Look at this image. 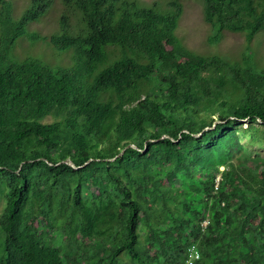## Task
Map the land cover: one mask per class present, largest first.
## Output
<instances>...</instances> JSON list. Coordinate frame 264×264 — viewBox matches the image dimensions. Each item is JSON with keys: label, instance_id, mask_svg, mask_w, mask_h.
I'll return each instance as SVG.
<instances>
[{"label": "trees", "instance_id": "trees-1", "mask_svg": "<svg viewBox=\"0 0 264 264\" xmlns=\"http://www.w3.org/2000/svg\"><path fill=\"white\" fill-rule=\"evenodd\" d=\"M60 1L52 68L15 47L52 0H0V264H264V0H201L239 58L179 0Z\"/></svg>", "mask_w": 264, "mask_h": 264}, {"label": "rangeland", "instance_id": "rangeland-1", "mask_svg": "<svg viewBox=\"0 0 264 264\" xmlns=\"http://www.w3.org/2000/svg\"><path fill=\"white\" fill-rule=\"evenodd\" d=\"M27 0H13L14 4L18 3L21 5L22 2L26 3ZM144 5L158 4V6L165 8L168 0H140ZM182 5V13L178 26L175 30V34L180 37L187 48L196 51L198 53L203 52H218L227 57H241L240 49L244 48V37L241 33L224 32L222 37L217 44H210L207 38L212 35V30L208 24L203 20L202 16V1L201 0H179ZM22 13L21 8L15 10V14ZM69 12V19L73 25L79 21L80 14L77 10L68 9L65 7L60 0H52L51 6L47 11L39 17L38 21H34L29 24L30 29L27 30L26 34L20 37L16 46H20L23 41L26 42L23 49L31 51V55L38 58L41 62L48 66L55 68L61 66L60 60L65 56L61 52L55 51V49L49 44L47 40H31L28 35L34 36L48 35L56 33L60 30L59 18L61 13ZM20 13V14H21ZM19 14V15H20ZM56 28H58L56 30ZM3 43V42H2ZM22 47V46H20ZM19 51V47H17ZM243 125H247L246 120H243ZM240 142L242 148L239 152L241 157H264V149L256 147L245 142V138H241ZM3 207V197L0 193V211Z\"/></svg>", "mask_w": 264, "mask_h": 264}, {"label": "built area", "instance_id": "built-area-1", "mask_svg": "<svg viewBox=\"0 0 264 264\" xmlns=\"http://www.w3.org/2000/svg\"><path fill=\"white\" fill-rule=\"evenodd\" d=\"M198 252L196 251V250H194L193 248H191V253L189 254V263L188 264H192L191 263V260L192 259H196V258H198Z\"/></svg>", "mask_w": 264, "mask_h": 264}, {"label": "water", "instance_id": "water-1", "mask_svg": "<svg viewBox=\"0 0 264 264\" xmlns=\"http://www.w3.org/2000/svg\"><path fill=\"white\" fill-rule=\"evenodd\" d=\"M130 146L135 147L134 145H130ZM121 152H122V151H121ZM121 152H120V153H121ZM67 162H68L71 166H73L74 168H76V166H74L73 163H72L71 161H67Z\"/></svg>", "mask_w": 264, "mask_h": 264}]
</instances>
